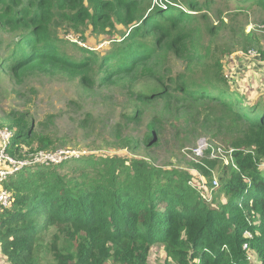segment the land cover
<instances>
[{"label":"trees","instance_id":"obj_1","mask_svg":"<svg viewBox=\"0 0 264 264\" xmlns=\"http://www.w3.org/2000/svg\"><path fill=\"white\" fill-rule=\"evenodd\" d=\"M209 4V0H0V36L6 34L5 40L0 37V75L20 76L27 69L46 66L80 75L84 85L103 87L135 73L158 48L169 56L186 54L189 75L170 73L152 85L141 80L134 96L145 103L172 99L164 102L187 103L186 109L204 104V121L216 127L226 123L225 135L230 138L225 142L234 148L227 166L207 157L201 160L217 171L218 187L205 185L212 194L205 195L207 200L176 183L157 186L149 195L118 186L69 190L64 187L70 184L67 174L59 176L52 165L24 168L3 185L10 204L0 213V254L8 264H146L155 245H163L179 264H264V94L255 95L250 88L241 91L248 107L228 102L224 93L231 87L223 73L234 47L242 52L256 48L245 25L235 23L236 15L229 23L215 15L218 24L210 23ZM222 28L229 31L231 45L215 49L213 40ZM91 35L106 36L111 42L105 54L66 40L71 36L84 44ZM75 50L80 57L70 54ZM140 114L133 108L123 115L125 124H138ZM7 117L0 125L11 133L4 148L7 156L23 160L52 148L51 139L37 138L32 122L21 114ZM159 125L140 140L126 139L123 147L131 152L141 146L150 150ZM73 160L78 169L109 172L107 159ZM200 171L205 178L210 176ZM51 230L64 231L70 245L50 249L45 236Z\"/></svg>","mask_w":264,"mask_h":264},{"label":"rangeland","instance_id":"obj_2","mask_svg":"<svg viewBox=\"0 0 264 264\" xmlns=\"http://www.w3.org/2000/svg\"><path fill=\"white\" fill-rule=\"evenodd\" d=\"M209 1V9L206 12L210 23L218 24L215 15L226 23H229L231 16L236 15L235 23L245 25V34L250 33L253 37L256 48L253 50L258 49L257 53H264V0ZM60 34L62 35V31ZM0 37L5 40L6 34H1ZM115 38L118 39L117 36ZM230 38L229 31L222 28L213 40L215 49L230 46ZM110 43L106 36L91 35L87 37L86 43H81L79 47L98 51L103 55L109 50ZM231 52L229 56L232 58L245 53L240 47H234ZM70 54L81 56L76 50L70 51ZM152 57L150 62L132 75L115 78L112 83L103 87L97 84L84 85L80 75H68L46 66L27 69L20 76L9 72L0 75V125L7 122L8 114H21L27 121L32 122L37 138L51 139L52 148L48 151L50 155L68 153L67 164L62 168L57 167L61 164H52V167L59 176L67 174L70 184L63 185L69 190L86 191L96 185L112 190L118 186L116 189L129 188L131 192L149 195L157 186L176 183L191 195L198 193L205 196L198 182L203 179L205 185H213V180L217 181V171L204 164L201 158H194L192 150L201 141H205L203 144L207 141L212 145L234 150L225 142L230 138L225 135L226 123L216 127L204 121V104H195L186 109L187 103L171 106L164 102L172 99H165L161 103L139 102L134 96L139 81L144 80L148 85H152L154 80L164 81L170 73L189 75L186 71L190 63L189 55L169 56L164 49L158 48ZM229 59L228 57L225 60L223 73H229L231 65L235 67ZM238 66L236 69L243 70L242 73L245 69L252 73L258 71L254 69L257 64L248 69L239 64ZM166 67L170 68V71L166 70ZM238 74L239 72L236 73ZM262 75L264 76V72ZM231 90L224 93L227 101L248 107V99ZM133 108L141 112L139 123L127 125L123 115L130 113ZM158 124L160 130L157 131L155 144L150 150L146 151L141 146L137 151L131 152L123 147L126 139L140 140L150 131L153 132ZM4 130L6 129H0ZM32 146L35 148L37 142ZM82 157L107 159L109 172L95 174L89 168L78 169L77 166H72L74 160L71 158ZM43 168L46 166L43 165ZM200 168L208 171L210 176L205 178ZM174 177L176 180H172ZM210 195L212 197V194ZM45 243L48 247L50 244L52 250L53 246L61 249L70 245L69 237L59 230H51L45 236ZM0 264H8L2 254ZM146 264L179 263L167 254L163 245H155L147 256Z\"/></svg>","mask_w":264,"mask_h":264},{"label":"built area","instance_id":"obj_3","mask_svg":"<svg viewBox=\"0 0 264 264\" xmlns=\"http://www.w3.org/2000/svg\"><path fill=\"white\" fill-rule=\"evenodd\" d=\"M66 40L71 43H76L78 46H80V42H77L75 39H73L71 36H67ZM230 63L234 62L235 59H243L249 61L250 67L252 65H258L259 67H262L264 69V56H261V54L257 53V51L249 49L245 53H242L241 55H238V57H230L229 56ZM233 60V61H232ZM11 133L7 130L0 131V213L6 209L10 204V194L3 188L4 183L6 180L13 176L15 173L23 170L24 168L30 167V166H36V165H45L50 166L52 164H61L67 161L68 153L64 155V153H60L59 155H50L48 152H38L35 154L30 155V157H27L23 160H14L11 157L7 156L4 153V148L7 146V143L9 142ZM205 141H201L197 147L192 150V155L196 159H202L204 157H207L212 160H218L222 162L224 165L232 164V149H225L222 147H219L217 145H212L210 143L203 144ZM71 159H77V158H71ZM199 187L201 188V191L205 192V195H210L211 193H207V190L205 188V181L203 179H200L198 182ZM218 187V182L216 180H213L212 188L215 189ZM201 197L204 200H207V197L204 195H201ZM211 197V195H210Z\"/></svg>","mask_w":264,"mask_h":264},{"label":"crops","instance_id":"obj_4","mask_svg":"<svg viewBox=\"0 0 264 264\" xmlns=\"http://www.w3.org/2000/svg\"><path fill=\"white\" fill-rule=\"evenodd\" d=\"M232 64H234L235 67L232 65L230 66L229 64V73L225 72L232 90L238 92L242 96H244V93H242L241 91L248 90L249 88L251 89V92H254L255 95L264 93V76L262 75L264 69L262 70L259 66H256L254 67V69L258 71H255L253 73L247 71L245 68H250V65H248L249 61L243 59H236ZM238 64L244 67L245 72L242 73L243 70L238 71V69H236L237 67H239ZM237 72H239L238 75H236Z\"/></svg>","mask_w":264,"mask_h":264}]
</instances>
